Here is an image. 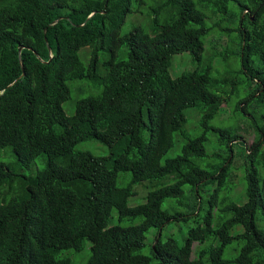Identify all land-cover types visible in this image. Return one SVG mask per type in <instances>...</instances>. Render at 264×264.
<instances>
[{
    "label": "trees",
    "instance_id": "16d2710c",
    "mask_svg": "<svg viewBox=\"0 0 264 264\" xmlns=\"http://www.w3.org/2000/svg\"><path fill=\"white\" fill-rule=\"evenodd\" d=\"M132 1L0 0V149L10 147L21 169L46 155L45 168L23 181L20 196L0 199V264H70L59 254L80 252L85 240L91 243L85 264H205L203 259L264 264V114L260 125L253 120L256 134L246 148L243 190L233 200L227 185L231 155L243 136L239 127L210 125L239 87L245 96L236 111L264 103V0H159L151 8L150 34L133 27L120 35ZM207 11L233 26L223 31L235 33V50L218 56L233 59L237 69L219 81L211 77L212 59L202 61L203 38L210 31ZM83 48L90 50L86 67L78 55ZM122 48L126 59L118 60ZM100 53L108 55L103 74ZM182 53L198 65L173 79L171 59ZM83 79L102 90L78 100L73 115L66 116L61 106L70 96L66 82ZM225 84L228 92L221 91ZM188 109L199 113L201 128L217 133L220 149L228 152L211 155L218 160L211 172L198 164L207 157L205 132L187 138L178 156L161 162L173 134L185 137ZM91 139L110 155L74 151ZM120 172L131 173L125 187L116 186ZM172 175L177 179L151 188L143 204L128 206L133 185ZM15 177L0 163V188ZM185 185L190 215L199 213L204 189L214 187L202 223L188 230L182 245L172 238L161 241V230L174 219L162 203L183 198ZM215 208L225 217L215 219ZM113 210L119 221L131 224L109 226ZM151 229L149 257L139 252ZM233 241L237 255L225 260Z\"/></svg>",
    "mask_w": 264,
    "mask_h": 264
},
{
    "label": "rangeland",
    "instance_id": "374dc122",
    "mask_svg": "<svg viewBox=\"0 0 264 264\" xmlns=\"http://www.w3.org/2000/svg\"><path fill=\"white\" fill-rule=\"evenodd\" d=\"M159 0H144V4L138 6L136 0L132 1V13L128 14L125 18V21L120 29V35L129 33L133 27H141L147 33H151V21H152V12L151 8L159 3ZM231 7V6H230ZM208 18L205 19L206 26L210 29L209 34L203 38L204 51L202 53V61L206 59L211 60V77L219 81L225 77L230 70L233 68L237 69L236 63L234 64L233 59H230L228 62H224L218 55L224 52H230L235 50V33H226L224 30H227L229 27L233 26L228 23L224 17L221 15H211L209 11L206 13ZM161 16V20H163ZM79 58L82 64L86 67L88 66L90 58L89 48H83L79 51ZM213 56V58H212ZM108 58V55L105 53H100L98 56L99 59V72L104 73V68L102 66L103 62ZM118 60L126 59V50L122 48L118 51L117 54ZM198 63L192 59V56L189 53H182L174 55L171 59V65L169 68V74L171 78L175 79L183 73L192 72ZM66 85L70 90L69 98L62 103V109L66 116H72L74 113L75 103L83 98L88 96H97L102 90L101 86H97L90 82L87 79L83 80H72L67 81ZM221 91H229V85L225 84ZM245 92H243V87L238 88V94L229 95V101L222 105V109L219 113V116L214 118L210 125L211 127H239L240 135L243 136V141H238V144L234 146L232 155H231V168H230V182L228 181L227 185L232 187V192L229 196L230 199H234L237 193H242L243 185L242 178L244 171L247 168L245 164V153L246 148L253 143L255 139V130H254V121L258 125L261 124V117L264 114V103L261 105L251 104L247 107L246 113L238 110L236 111V104L239 103L241 98H244ZM243 106V104H240ZM186 117V124L184 125L183 132L185 137L182 136L180 132H175L173 134V146L172 148L162 157L161 162L163 163L166 159L174 158L181 153L182 146L186 143L187 138H195L200 136L205 132L199 123L200 115L197 111L188 109L184 111ZM53 130L56 133L61 132L59 126H54ZM207 141L204 144L207 157L203 160L198 161V164L212 171L214 166L218 165V160L212 157L211 155L214 152L222 153L223 156H227L228 152L220 149L218 145V134L209 130L205 132ZM245 142V143H244ZM246 145V147H245ZM74 151L88 152L96 157H108L110 155L109 149L101 144L100 142L91 139L79 142L75 145ZM0 163H3L7 166L14 174H16L15 179L10 184H5L0 188V199H9L11 197H17L22 194V183L26 179L35 177V175L42 171L46 166V155L40 154L37 156L31 163L28 169H21L18 161L10 147H4L0 149ZM177 179L176 175L167 176L162 180L157 181H143L138 184L133 185L134 194L128 199V206L133 207L145 202L146 195L151 188H159L161 186L172 183ZM131 181V173L129 172H120L117 174L116 186L125 187ZM189 186H183L184 197L177 199H165L162 203V209L169 212L174 216L171 222L165 226L160 232V240L165 241L167 238L174 239L178 245H182L185 237L187 236L188 230L196 227L198 223H202V218L207 208L206 200L209 194L213 190V186L210 185L204 189L201 193V209L199 213H194L190 215V204L191 200L188 198ZM222 197V194L221 196ZM241 202V201H240ZM243 203V202H242ZM218 209L215 208L213 211L214 218L217 219L219 216L222 218L225 217V214L218 212ZM138 221H136L137 223ZM131 223L128 221H119L118 213L116 210L112 211L109 226L119 225L122 227H127ZM155 229H151L146 233V246L141 249L139 252L142 255L151 257L152 246L150 242H153ZM208 242H205L201 245L202 248L206 247ZM236 246V242L228 246L224 250L223 258L225 260H232L237 253L232 249ZM198 249L196 243L193 244V256ZM91 254V243L90 241L85 240L83 243L82 250L76 252L72 249L63 250L59 254L60 258L69 259L70 264H85L89 259ZM205 264L206 259H203ZM233 264V263H228Z\"/></svg>",
    "mask_w": 264,
    "mask_h": 264
},
{
    "label": "water",
    "instance_id": "95a60500",
    "mask_svg": "<svg viewBox=\"0 0 264 264\" xmlns=\"http://www.w3.org/2000/svg\"><path fill=\"white\" fill-rule=\"evenodd\" d=\"M109 0H106V2H108ZM21 50H22V47H20V48H18V52H19V61H20V52H21ZM36 55V54H35ZM37 56V55H36ZM20 64H21V69H22V71H23V73H22V76H24V68H23V65H22V63H21V61H20Z\"/></svg>",
    "mask_w": 264,
    "mask_h": 264
}]
</instances>
